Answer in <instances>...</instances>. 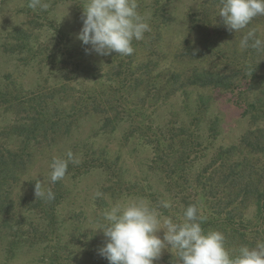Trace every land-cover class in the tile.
I'll use <instances>...</instances> for the list:
<instances>
[{"label": "rangeland", "instance_id": "rangeland-1", "mask_svg": "<svg viewBox=\"0 0 264 264\" xmlns=\"http://www.w3.org/2000/svg\"><path fill=\"white\" fill-rule=\"evenodd\" d=\"M136 2L151 30L143 40H133L132 55L112 52L100 56L77 38L85 0H42L47 9L35 10L27 7L28 0H0V92L10 100L5 103L0 97V131L24 117V109L18 106L20 99L62 83L70 86L73 95L88 88L101 90L106 98L117 100L118 106V121L108 128L101 126L104 112L83 114L69 133L41 138V143L30 147L31 157L12 187V227L0 229V264H109L99 254L105 243L104 234L95 229L104 223L103 213L111 205L125 198H143L153 206L170 200L172 207L160 211L175 222H182V197L194 193L191 182L203 164L220 147L236 144L247 130L264 128V116L251 112L244 100L264 87L262 78L255 83L249 78L238 79L239 90L235 91L188 86L159 98L146 87L129 94L108 82L106 73L113 75L114 71L111 64L122 58L135 65L153 60L152 76L160 81L168 79L172 72L185 76L193 67L216 70L227 60L214 57V51L211 57L192 58L191 54L203 47L204 38L209 36L213 49L222 47L226 56L232 58L243 35L242 31H234L233 35L224 31L227 27L218 16L219 5L211 1L173 0L167 8L171 20L166 24L153 13L154 0ZM201 2L209 7L206 20L211 23L195 25L194 13ZM248 27L256 29L264 39V16L255 18ZM219 31L223 32L222 37ZM253 51L255 60L262 58ZM237 52L244 51L238 47L234 60ZM238 58L241 61L243 56ZM250 85H255L254 89ZM243 88L250 90L246 98L241 95ZM66 98L58 95L57 109L68 108ZM15 104L19 111L7 106ZM8 132L0 135V144L12 151L18 149L21 137H8ZM69 149L81 162L68 163L59 191L63 198L55 218L49 220L37 207L40 198L35 197L36 180L42 182L45 191L51 189L54 184L49 180V165L54 157L66 159ZM240 211L249 220L258 218L250 202ZM158 235L163 237V230ZM168 253L171 252L165 249L154 264H163Z\"/></svg>", "mask_w": 264, "mask_h": 264}, {"label": "trees", "instance_id": "trees-1", "mask_svg": "<svg viewBox=\"0 0 264 264\" xmlns=\"http://www.w3.org/2000/svg\"><path fill=\"white\" fill-rule=\"evenodd\" d=\"M205 1L219 5V0ZM171 3L173 0H154L153 2V13L157 17H162L164 24L171 20L167 9ZM208 9L204 2L200 3L193 17L195 25L209 22L206 20ZM226 29L224 30L226 33L233 35L234 30ZM242 32L244 35L243 30ZM219 33L222 37L223 32L219 31ZM217 43L225 45L223 41ZM202 46L196 53L191 54L192 58H203L204 55L211 57L214 51V57L227 60L226 66L216 70L193 67L185 76L179 72H172L168 79L160 81L152 76L155 69L153 60H145L135 65L131 60L130 63H125L126 60L122 58L124 63L117 60V63L111 64L110 69L112 67L114 71L113 75L106 73L107 81H112L115 86H121L119 89L121 91L124 89L129 94L137 88L146 87L149 93L153 91V96L159 98L188 86H216L235 91L239 90L236 84L238 79L249 78L253 83L260 78L264 80V52H258L262 58L255 60L253 49L250 48L242 54L237 52L236 60H234L233 55L238 47H234L232 58H229L224 48L213 49L214 44L209 36L204 38ZM233 46L237 45L233 44ZM183 48L184 51L189 52L187 46ZM238 55L243 56L241 61ZM261 73L263 76H260ZM250 87L254 89L255 85ZM69 88V85L62 83L59 87L53 86L48 89L49 91L41 88L30 96L20 99L18 106L24 109L22 111L24 117L14 120V124H9L0 131V135H6L8 130V137L13 134L21 137V145L16 150H9L0 144V229L12 227L9 218L14 210L12 187L18 181L20 170L27 165L31 157L32 145H37L41 143V138L47 140L50 135L56 133H69L75 121L83 114L104 112L101 126L105 128L113 125V121H118L116 120L117 100L106 98L101 90L95 88H88L84 90L85 94L82 92L79 95H73ZM110 88L114 89L112 84ZM249 93L248 88H243L241 91L243 98L248 97ZM62 94L67 96L66 100L69 103L68 108L64 110L57 109L55 106L58 95L60 97ZM0 97L5 103L10 102L5 93L0 92ZM109 100L112 101L111 104L107 103ZM244 100L247 101L246 105L251 112L264 116V87L261 86L254 97ZM7 106L9 109L18 110L16 104ZM62 111L65 112L64 116ZM18 121L23 122L18 123ZM177 135L181 136L182 131ZM203 165L191 182L194 193L192 196L182 197V213L190 204L197 206L206 217L201 225L202 228L205 231L223 232L226 237L225 247L232 254H235L242 245L254 246L257 240H264V128L255 126L242 133L236 144L220 147L213 158ZM62 187L61 180L54 183L50 190L55 198L52 200L40 198L37 204L49 220L55 218L57 206L63 198L60 193ZM247 202L254 205L258 218L249 220L241 213L240 210ZM163 264H178V261L173 253H168Z\"/></svg>", "mask_w": 264, "mask_h": 264}, {"label": "clouds", "instance_id": "clouds-1", "mask_svg": "<svg viewBox=\"0 0 264 264\" xmlns=\"http://www.w3.org/2000/svg\"><path fill=\"white\" fill-rule=\"evenodd\" d=\"M27 7L47 9L48 5L42 0H28ZM82 8V27L77 38L100 56L112 52L132 55L133 40H143L151 30L148 19L138 11L136 0H85ZM218 16L229 31L248 29L239 40L240 51L251 48L264 52V39L256 29L248 27L255 18L264 16V0H219ZM66 157L52 159V184L65 177L69 162H81L70 149ZM35 197L55 198L50 189L44 190L40 180H36ZM171 207L170 200H162L157 206L143 198L116 201L103 213L104 223L95 229L105 237L99 254L109 264H154L165 249L174 254L178 264H264V240H257L254 246L242 245L232 254L225 247L223 232L202 228L206 217L197 206L190 204L185 208L182 222H175L160 211ZM161 230L163 237L158 235Z\"/></svg>", "mask_w": 264, "mask_h": 264}]
</instances>
